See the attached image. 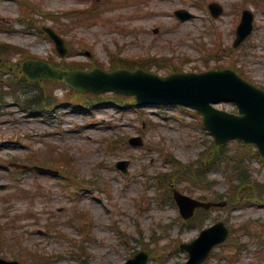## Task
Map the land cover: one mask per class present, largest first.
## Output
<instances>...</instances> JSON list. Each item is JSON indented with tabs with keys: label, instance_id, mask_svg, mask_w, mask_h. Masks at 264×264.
<instances>
[{
	"label": "rangeland",
	"instance_id": "obj_1",
	"mask_svg": "<svg viewBox=\"0 0 264 264\" xmlns=\"http://www.w3.org/2000/svg\"><path fill=\"white\" fill-rule=\"evenodd\" d=\"M33 1L37 9L52 12L57 17L33 14L25 20L26 24L32 22L33 29H30L24 22L16 21L20 18L17 5L2 1L0 20L15 31H0V42L24 47L41 58L63 62L67 67L83 63L108 69L112 67L111 56L115 58L118 54L129 58L173 56L184 61L186 70L205 69L204 59L208 57H212L211 66H215L221 56L224 58L220 64L239 58L237 66L245 75L264 86V9L253 0L244 3L243 0ZM210 1H218L225 7L224 15L216 22L222 32V50L212 56L206 55V49L209 51L214 38L206 36L209 31L207 12L201 5ZM244 5L255 10L257 30L239 51L231 52L240 9ZM182 7L194 12L196 17L185 23L177 21L173 13ZM43 26H54L63 32L72 52L70 56L61 59L54 43L40 33ZM187 36L193 40L184 41ZM205 42L207 48H204ZM14 62L13 67L19 64V57ZM3 88L11 91L7 84ZM42 88L49 92L54 86L38 85L39 90ZM56 88L55 96L60 103L51 106L55 111L44 120L30 119L32 112L13 105L15 99L23 102L32 98L34 90L31 89L27 95L20 91L16 97L5 93L4 100L11 105L0 109V184L8 185L6 190H0V220L15 228L24 247L37 250L45 257L40 264H78L85 258L80 247L88 254L89 264H122L144 246L157 253L158 258L150 264H185L187 255L179 249V244L191 241L200 228L218 220H225L235 229L234 241L246 249L238 253L232 248L234 242L232 247L220 246L206 264H264V251L259 247L264 242V206L242 200L234 207L212 209L208 218L198 224L199 228L184 225L172 199L153 184V179H147V175L153 176L157 171L171 170L160 149H169L179 160L190 162L198 159L212 139L191 109L180 106L138 108L135 105L125 109L110 102L86 111L61 103L65 102L69 89ZM220 108L234 110L231 104L220 105ZM135 135L143 136L144 147L125 144L127 138ZM106 140L115 141L112 151L107 149ZM230 148L233 151L237 146L230 145ZM57 149L73 155L78 170L75 178L90 185L87 186L90 190L75 187L65 177L17 174L10 166L15 161L27 163V157L34 154L43 158L50 153L57 155ZM122 159L131 161L126 176L115 167ZM246 165L250 167L249 173L264 182V162L260 158L254 157ZM141 171L147 174L144 178L139 177ZM209 179L215 182L219 192L227 195L229 185L221 170H214ZM147 183L151 184L149 188ZM209 192L196 189L194 195L211 198ZM139 202L144 204V209ZM83 211L92 225L87 224ZM74 213L81 215V222L72 220ZM54 221L58 222V228H49V222ZM83 227L88 228L87 235L82 233ZM41 230L47 235L40 234ZM0 246L4 247L1 241ZM3 255L13 259L10 254ZM19 261L36 264L29 258Z\"/></svg>",
	"mask_w": 264,
	"mask_h": 264
},
{
	"label": "water",
	"instance_id": "obj_2",
	"mask_svg": "<svg viewBox=\"0 0 264 264\" xmlns=\"http://www.w3.org/2000/svg\"><path fill=\"white\" fill-rule=\"evenodd\" d=\"M57 43L59 45L62 44V41L53 36ZM25 70L28 72V75L32 78H39V77H54V78H62L65 79V81L70 84L71 86L75 87L76 89L80 91H86V90H93V91H104L106 89H120L125 90L126 92L135 93L139 100H144L146 91L140 88L137 89H129V87L122 83L121 80H124L126 82H132L133 77H130L129 74H105L100 76L99 70L95 69L91 72H83V71H64L57 68H52L50 65L42 62V61H30L25 65ZM164 85L168 84V81L173 82L175 85H181L183 83H186L185 80H181V78H167V79H161ZM151 83V81H146V84ZM123 85V86H122ZM172 90H166L164 92H161L158 96V98L168 101L170 98H174L175 101H184L187 102L188 100H192L193 97L196 95H199L200 92L189 88L188 92L186 93H176ZM210 97L208 96L206 98L207 102H203L201 105V109L206 112L208 122L212 125H218L223 119L225 118H231L228 114H219L212 112L208 107V101H210ZM237 119V118H235ZM259 126H264V115L263 119L260 120ZM247 128L251 129V126H247ZM245 128H240L236 131L234 135L237 136H245ZM261 148L264 152V142L261 144ZM184 197V201H188V199ZM192 201V200H190ZM195 202V201H193ZM196 204H199L198 202H195ZM195 203H193L195 205ZM221 227V226H220ZM217 227L214 229L207 230L203 232L202 238L197 242V244L193 247L192 257L189 262V264H200L203 262V260L208 256L210 250L212 249L213 245L220 241L214 239V234Z\"/></svg>",
	"mask_w": 264,
	"mask_h": 264
}]
</instances>
